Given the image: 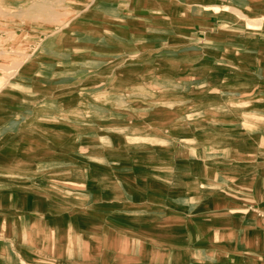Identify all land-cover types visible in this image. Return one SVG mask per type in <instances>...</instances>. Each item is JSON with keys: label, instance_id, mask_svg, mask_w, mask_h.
Listing matches in <instances>:
<instances>
[{"label": "rangeland", "instance_id": "1", "mask_svg": "<svg viewBox=\"0 0 264 264\" xmlns=\"http://www.w3.org/2000/svg\"><path fill=\"white\" fill-rule=\"evenodd\" d=\"M199 1L0 0V113L24 120L11 129L34 131L20 182L50 183L19 186L13 203L27 211L85 209V200H96L94 186L76 182L72 170L97 167L104 173L97 200L104 211L114 201L116 262L124 248L137 258L145 243L155 262L189 254L257 264L262 252L235 260L232 249L250 243L234 215L264 222L254 191L264 184V84L240 73L211 88L204 72L218 65L201 47L173 41L171 26L193 11L252 26L264 18L255 10L264 0H221L225 6L208 10L195 9ZM44 115L50 122L40 125ZM215 195L246 209L215 212ZM27 211L11 213L15 227L47 225ZM74 236L51 234L44 250L20 251V259L104 258L108 235H94L93 245Z\"/></svg>", "mask_w": 264, "mask_h": 264}, {"label": "crops", "instance_id": "2", "mask_svg": "<svg viewBox=\"0 0 264 264\" xmlns=\"http://www.w3.org/2000/svg\"><path fill=\"white\" fill-rule=\"evenodd\" d=\"M225 2H227V0ZM222 3L221 0H204V2L199 1L193 3V6L196 7L195 9L200 7L208 10V8L214 6H225V3ZM256 6L255 10L260 12L259 14L261 16L264 15L263 4L260 5L257 1ZM218 16L220 15H217L216 12L205 14V12L195 11L187 16H180L174 23L172 22V32L176 33L172 34L171 39L173 41L176 39L177 41L183 39L184 42L189 45L201 47L208 61H212L214 64L218 65L208 71H202V73H205L203 78L208 82L211 88L225 85V83L231 81V76H236L240 73L248 74L256 81L264 84V18L256 24H252V26H243L231 21L218 19ZM45 119L44 115V117L37 120L39 121L37 123L40 124V121H42V123L50 122L48 120L45 121ZM58 119L60 120V118ZM23 121L24 120H20L18 116H6L0 113V264H225V260L221 258L212 262L210 258L204 257L195 259L189 254H187L186 257L182 254L180 258L172 262H155L152 260V255L149 256L147 247L144 246L145 243L142 244L141 248V251L144 250V253L141 252L137 258L132 260L130 253L125 252L124 248L122 252L123 261L116 262L114 248V244H116V231L113 227L116 217L113 211L114 201L112 199H107V201H105L107 210L104 211V204H102L104 200H97V193L100 191L99 179H102L104 175L97 167L88 169L87 172L85 171L86 174H83V171H79L75 168L72 170V172H74L73 179L76 182H83L86 187L94 186L90 191L94 196L93 198H96V200H85V202H87L85 209L81 206L67 211L62 205H60L59 211H51L50 205L44 207L42 211H36L34 209H32V211H27L21 209L18 205L13 203L15 195L18 193L17 188L19 186L40 188L50 185V183H47L48 179L45 178L36 177L34 179L28 176L22 178L21 182L18 178L23 173L22 171L26 169V162H29V160H27L29 151H25L24 148H28L27 146L34 141L35 136L32 128L21 132L11 129L12 123H20ZM30 121L33 123L34 119L26 122ZM254 191L257 193L256 197L259 200L258 204L264 205V184L259 190L257 187H254ZM48 202L50 203V201ZM94 202H96L94 207L98 208L96 211L88 209L90 203ZM238 203L239 202H235V200H228L220 195H215L209 199L210 209L215 212H225L229 210L240 211L246 209L234 207L235 204L238 206ZM47 207L48 210L46 209ZM99 209L102 212H99ZM23 211H27L28 216L32 215L34 219L32 222L35 221V215H41L43 224L47 225L41 228L43 230L38 229V227L34 225V222L32 225L28 224L21 229L15 227L13 215L11 213ZM253 215L254 214L248 215V224L243 223L245 221L241 214L234 215V218H237L235 219L236 223H240L241 228L246 229L245 235H247V237H245V239L250 243H242L240 245L233 243L234 248L232 250L238 251L234 255L235 260H239L241 256L250 257L253 256L254 253L259 254L262 252V254L259 255L261 258L256 260V262L257 264L259 262L264 264V228L260 226V223L264 224V222L261 219L258 220L255 218V215ZM122 218L128 219L129 216H122ZM204 229H206V227H204ZM237 230L238 229L234 230L236 236L239 235ZM260 231L262 232L260 233ZM44 234L48 236L42 239L40 235ZM51 234L55 236L74 234L76 238L80 240L78 241L80 244L82 243L83 237L86 236L89 237L86 241H90L91 245L95 242L93 239L94 235L105 234L109 236V242L105 254L101 255L104 257L102 260L93 258L94 256L97 257V254H87L86 258L76 256L74 258L76 260L74 261L70 260L72 258L50 259V256H47L49 259L48 262L44 260L45 263L37 262L39 259H35L34 254H31L30 258L27 260L20 259V251H24L29 255V252L33 253L34 251L41 250V244L44 250L45 245L51 244ZM121 234L123 239L125 236L128 237L129 235V226L125 223H123ZM20 235L22 237H20ZM58 242L59 241L55 239L53 244L56 245ZM60 244H65V241ZM222 247L224 249L225 244H222ZM56 248L57 246H55V249ZM60 248L61 245H58V249ZM162 250L167 249L164 248Z\"/></svg>", "mask_w": 264, "mask_h": 264}, {"label": "bare ground", "instance_id": "3", "mask_svg": "<svg viewBox=\"0 0 264 264\" xmlns=\"http://www.w3.org/2000/svg\"><path fill=\"white\" fill-rule=\"evenodd\" d=\"M204 132H205V133H211V131H207V130H205V129H204Z\"/></svg>", "mask_w": 264, "mask_h": 264}]
</instances>
